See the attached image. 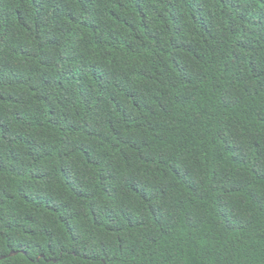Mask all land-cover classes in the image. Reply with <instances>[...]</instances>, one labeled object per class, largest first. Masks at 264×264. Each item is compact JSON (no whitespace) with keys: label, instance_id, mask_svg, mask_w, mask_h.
Returning a JSON list of instances; mask_svg holds the SVG:
<instances>
[{"label":"trees","instance_id":"16d2710c","mask_svg":"<svg viewBox=\"0 0 264 264\" xmlns=\"http://www.w3.org/2000/svg\"><path fill=\"white\" fill-rule=\"evenodd\" d=\"M4 255L264 264V0H0Z\"/></svg>","mask_w":264,"mask_h":264},{"label":"water","instance_id":"95a60500","mask_svg":"<svg viewBox=\"0 0 264 264\" xmlns=\"http://www.w3.org/2000/svg\"><path fill=\"white\" fill-rule=\"evenodd\" d=\"M17 253H18V251H12V252L9 253V255L12 256V255H15V254H17ZM41 256L43 257L44 255H41ZM3 258H6V255H4V256H0V259H3ZM37 259L39 260L40 257H38Z\"/></svg>","mask_w":264,"mask_h":264}]
</instances>
